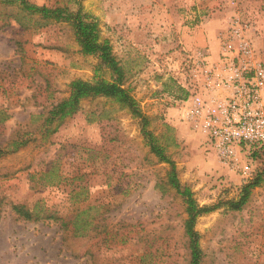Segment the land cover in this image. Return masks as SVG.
Masks as SVG:
<instances>
[{"label": "rangeland", "instance_id": "1", "mask_svg": "<svg viewBox=\"0 0 264 264\" xmlns=\"http://www.w3.org/2000/svg\"><path fill=\"white\" fill-rule=\"evenodd\" d=\"M28 1L81 6L97 21L125 70V88L148 118L147 130L201 206L238 198L264 170V151L242 153L233 168L221 163L210 137L185 117L191 96L210 93L208 71L219 62L234 16L250 23L264 60V0ZM99 65L98 56L81 51L69 23L27 15L16 0L0 2V112L9 116L0 124V144L17 131H35L38 140L0 159V264L190 262L184 200L140 117L110 98H88L58 132L46 139L37 133L49 107L69 96L74 80L93 81ZM36 202L57 219H16L13 205ZM82 208H92L93 229L76 237L61 219ZM196 229L203 264H264V182L241 212L221 208L200 217Z\"/></svg>", "mask_w": 264, "mask_h": 264}, {"label": "trees", "instance_id": "2", "mask_svg": "<svg viewBox=\"0 0 264 264\" xmlns=\"http://www.w3.org/2000/svg\"><path fill=\"white\" fill-rule=\"evenodd\" d=\"M0 2L6 3L9 0H0ZM16 2L22 12L30 16L38 15L44 22L49 23L55 21L56 23H69L73 28L81 51L86 55L98 56L100 59V65L96 71V78L93 81H85L82 79L74 80L70 84L69 96L49 107L42 124L37 128V133H40L41 139H46L48 136L58 132L59 128L67 119L79 113L81 111V102L85 99L107 97L129 108L133 115L141 118L142 130L149 141L148 143L151 146L152 152L161 161L171 165V171L168 175L169 183L183 198L185 203L186 219L184 221V234L188 243L190 255L189 264H203L205 254L201 247V235L196 229L198 219L221 208H226L233 212H241L249 203L254 189L263 184L264 170L257 172L243 184L238 198L201 206L194 198L192 190L181 184L177 175L176 166L165 154V149L157 142L153 133L147 130L148 118L142 114L130 90L125 88V70L113 53V47L110 41L101 38L97 21L85 13L81 6L76 11H72L67 6H39L30 3L28 0H16ZM104 69L110 73L109 79L99 76ZM8 118L9 116L4 112H0V124L4 123ZM37 141L35 131H17L15 136L12 135L4 144H0V159L6 155L14 154ZM43 186L46 185L44 184ZM91 210L92 208H82L75 211L72 215L61 219L62 227L68 230L69 226L72 225L70 230L74 236H88L93 229L90 221ZM12 212L17 220L40 221L57 219L56 215L51 213L40 202H36L33 205L26 203L13 205Z\"/></svg>", "mask_w": 264, "mask_h": 264}, {"label": "built area", "instance_id": "3", "mask_svg": "<svg viewBox=\"0 0 264 264\" xmlns=\"http://www.w3.org/2000/svg\"><path fill=\"white\" fill-rule=\"evenodd\" d=\"M251 31L249 22L233 17L222 35L219 62L208 71L209 95L191 96L185 111L186 119L210 137L219 161L232 168L242 153L264 151V63L257 58Z\"/></svg>", "mask_w": 264, "mask_h": 264}, {"label": "crops", "instance_id": "4", "mask_svg": "<svg viewBox=\"0 0 264 264\" xmlns=\"http://www.w3.org/2000/svg\"><path fill=\"white\" fill-rule=\"evenodd\" d=\"M263 49H264V47H263ZM260 52H261V50H259ZM260 52H259V54H260ZM261 55V54H260ZM259 55V58H260V60L264 63V60H263V58H262V55L260 56ZM264 56V55H263Z\"/></svg>", "mask_w": 264, "mask_h": 264}]
</instances>
